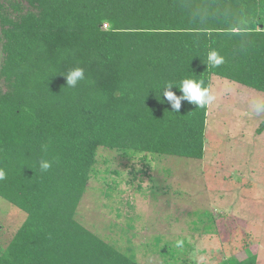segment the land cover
<instances>
[{"label": "trees", "instance_id": "16d2710c", "mask_svg": "<svg viewBox=\"0 0 264 264\" xmlns=\"http://www.w3.org/2000/svg\"><path fill=\"white\" fill-rule=\"evenodd\" d=\"M0 53V198L25 214L0 264H138L76 220L97 149L201 159L208 106L161 88L264 94V0H0Z\"/></svg>", "mask_w": 264, "mask_h": 264}, {"label": "rangeland", "instance_id": "374dc122", "mask_svg": "<svg viewBox=\"0 0 264 264\" xmlns=\"http://www.w3.org/2000/svg\"><path fill=\"white\" fill-rule=\"evenodd\" d=\"M210 90L201 159L97 149L76 220L138 264H264V94ZM24 220L0 198V250Z\"/></svg>", "mask_w": 264, "mask_h": 264}, {"label": "clouds", "instance_id": "9594fccd", "mask_svg": "<svg viewBox=\"0 0 264 264\" xmlns=\"http://www.w3.org/2000/svg\"><path fill=\"white\" fill-rule=\"evenodd\" d=\"M223 57L220 56L217 51L211 50L207 55V66L216 67L223 63ZM83 69L76 68L71 70L66 76L67 86H76L77 82L83 79ZM176 87L181 93V96H177L171 89ZM162 96L170 104L171 108L175 111H179L182 100H188L190 103L197 105V107H206L211 105L216 97L212 94L209 87L205 86L203 80H196L193 78H183L179 81L178 85H173L171 82H166L161 88ZM164 102V100H163ZM259 110V105H257ZM44 151H47V146H42ZM41 171H47L51 167V163L46 160L39 162ZM5 179V173L0 170V180Z\"/></svg>", "mask_w": 264, "mask_h": 264}]
</instances>
